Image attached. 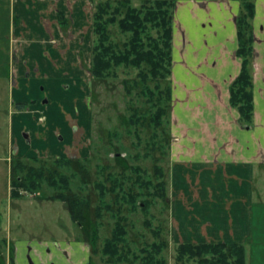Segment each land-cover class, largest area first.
<instances>
[{
  "label": "crops",
  "instance_id": "0c3cea01",
  "mask_svg": "<svg viewBox=\"0 0 264 264\" xmlns=\"http://www.w3.org/2000/svg\"><path fill=\"white\" fill-rule=\"evenodd\" d=\"M88 1L0 0V10H6V23L11 25L9 76L15 83L11 87L13 102L35 100L26 110L15 106L12 114L13 130L19 140L14 153L18 157H45L42 153L65 156L77 128L71 126V120L88 115L81 105L78 108L71 101L80 100L76 89H81L84 79L82 74L74 75L72 68L64 75L58 23L60 11L72 19V15L83 14ZM252 1L254 117L252 124L246 125L230 103V85L242 67L236 53L242 0H176L168 206L171 229L175 235L184 236L177 243H244L248 264H264V254L261 258L255 255L264 251V236L258 242L262 248H257L254 236L260 222L256 213L264 207V0ZM64 78L70 82L63 83ZM41 83H45L42 91ZM63 86L70 89L63 90ZM63 91L71 102L64 101ZM55 109L59 111V121ZM27 125L34 135L42 133L38 143L31 145L22 138L20 141L22 128ZM41 144L43 147H39ZM9 236L4 239L7 253L0 251L6 264L13 245ZM77 239L79 246L92 252L85 240ZM50 259L48 254V264Z\"/></svg>",
  "mask_w": 264,
  "mask_h": 264
},
{
  "label": "trees",
  "instance_id": "16d2710c",
  "mask_svg": "<svg viewBox=\"0 0 264 264\" xmlns=\"http://www.w3.org/2000/svg\"><path fill=\"white\" fill-rule=\"evenodd\" d=\"M242 3L243 10L237 17L239 45L236 52L242 59V67L230 85V103L238 109L240 121L251 125L254 117L252 19L255 4L252 0H242ZM175 6L176 0H141L140 6L134 5L133 0H102L95 5V39L90 73L94 79L104 80L118 77V68L122 66L138 71L133 83L124 80L125 90L131 94L134 88L141 86L139 95L147 97V102L155 108L147 116L139 107L131 104L133 112L126 122L128 131L134 133L139 140L143 127L160 128L171 108ZM14 21L18 23L17 17ZM58 22L62 28H67L71 20L60 11ZM113 25H118L121 32L129 34L128 40L123 43L115 41L110 29ZM34 102L35 100L17 102L15 106L18 110H26ZM151 136L154 139L151 148L162 149L163 143L156 145L157 134L154 132ZM162 139L169 148L170 134ZM148 155L149 151L145 153V156ZM89 161L88 157L70 156H38L27 159L15 157L11 169L10 197L20 199L28 194L39 193L46 190V185L53 193L50 195L52 200L67 203L71 219L85 232L86 238L82 239L90 245L93 253H101L105 263L169 264L164 255V250L169 247V240L163 226L154 224V215L151 212L158 199L168 205V183L163 166L156 163L152 174L141 166H133L137 174L133 176L125 171L116 172L109 164L101 165L99 170L102 177L94 182V190L99 200L95 208L96 220L90 221V197L73 188L74 180L79 178V188L88 190L89 170L86 164ZM109 195H112L110 200L107 199ZM138 209L143 211L144 225L155 239L146 243L139 251H134L127 239L126 212L133 213ZM108 212L115 218V222L111 235L104 239L100 248L99 228L102 218ZM174 248V264H248V249L244 243L179 242ZM14 251L12 245L11 264L14 262ZM0 261L5 262L1 258Z\"/></svg>",
  "mask_w": 264,
  "mask_h": 264
},
{
  "label": "rangeland",
  "instance_id": "374dc122",
  "mask_svg": "<svg viewBox=\"0 0 264 264\" xmlns=\"http://www.w3.org/2000/svg\"><path fill=\"white\" fill-rule=\"evenodd\" d=\"M99 1L102 0H89L83 7L82 15L71 16L69 27L62 28L59 24L62 44L60 46L63 47V58L65 59L63 61L64 75L69 68H72L75 71L74 75L82 74L84 79L82 86L79 85L81 89H76L77 93H80V100L72 98L71 101L77 104L78 108L81 105L80 108L85 109L88 115L85 117L78 116L77 120H71V126L77 128L74 127L73 142L69 148H66L64 155L90 159L86 164L89 170L88 190L83 191L79 188L81 183L79 178H76L73 183L75 191L84 192L92 201L90 216H88L90 221L96 220L95 208L99 200L97 192L94 190V182L102 177L99 170L101 165L109 164L116 172L125 171L129 175L136 176L133 166H141L143 169H147L149 174H152L154 165L158 163L165 169L166 180L169 183V156L172 141L170 131L172 127L171 108L168 117L165 118V123L160 128L143 127L140 140L134 133L128 131L126 121L133 112L130 108L131 104L139 107L142 113H146L147 116H150L151 112L155 110L151 103L147 102V97L139 95L141 86L134 88L131 94L125 90L124 80L127 79L133 83L137 78V70L122 66L118 68V77L116 78L99 80L91 76L89 65L92 63L95 39L93 13L95 5ZM133 3L140 6L141 0H133ZM6 18V10H0V74H2L0 77V251L4 254L7 253L4 239L10 234L9 237L12 238L15 248L13 264H42L40 261L48 264L46 261L48 254L52 256L49 261L50 264H78L79 260L84 261V264H107L100 252L93 253L79 246V239L77 238H86L85 232H82L81 227L71 219L67 203L50 198L53 193L48 186L44 185L46 190L28 194L24 198L14 199L10 197L12 162L15 155L14 149L17 148L15 142L19 140L16 132L14 133L15 129L12 124V114L16 109L11 87L15 83L9 76L11 64V29L9 26L11 25L6 23ZM110 29L115 41L123 43L128 40L129 34L121 32L118 25H113ZM64 80L63 83L68 84L70 82L69 79L64 78ZM44 84L41 83L39 86L41 91V86ZM55 87L56 90H60L56 84ZM63 87V90L66 91L70 89ZM66 91L62 92L65 102L69 101L67 94H65ZM38 92L39 90L36 89L35 93L38 94ZM54 112L55 116L59 114L57 109ZM59 120L60 117L57 116L56 121ZM45 124L47 126L48 122ZM30 128L29 125L23 127V136H20L19 139L20 141L21 138L26 139L28 143L33 145L38 143V139H42V133L34 135ZM132 130L134 131L133 128ZM154 132L157 134L156 145L163 143L162 149L151 148L154 140L151 135ZM168 133L170 134L169 148L162 139L168 136ZM43 137H46V133L43 134ZM39 147H43V144ZM147 151H149V155L145 156ZM41 155L45 156L44 158L54 157V155L44 153ZM15 157H18V154ZM156 158L159 159L156 160ZM111 197L112 195H109L107 199L110 200ZM151 212L154 215V224H160L165 230L169 247L164 250V255L169 264H174L175 244L184 239V236L181 233L175 235L176 231L171 229L169 206L163 200L158 199L151 208ZM126 214L128 216V242L134 251H139L146 243L152 242L155 238L144 225L145 215L141 209L133 213L127 211ZM256 216L257 218L260 217V222L257 223L258 226L254 231L255 243L257 248H262L258 242L259 238L264 236L263 206L261 210H258ZM102 220V225L99 228L100 248L104 239L111 235L115 218L108 212ZM263 254L264 251L259 250L255 255L261 258ZM253 263L256 264L255 261H252ZM0 264H6V262L0 261ZM8 264H11L10 260ZM134 264H140V262Z\"/></svg>",
  "mask_w": 264,
  "mask_h": 264
}]
</instances>
